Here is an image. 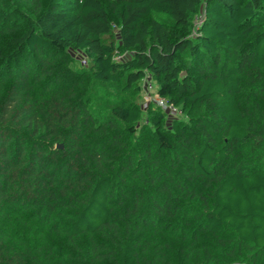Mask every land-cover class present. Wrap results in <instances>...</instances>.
<instances>
[{"label":"trees","instance_id":"16d2710c","mask_svg":"<svg viewBox=\"0 0 264 264\" xmlns=\"http://www.w3.org/2000/svg\"><path fill=\"white\" fill-rule=\"evenodd\" d=\"M145 77L186 120L141 108ZM244 252L264 259V0H0V264Z\"/></svg>","mask_w":264,"mask_h":264},{"label":"rangeland","instance_id":"374dc122","mask_svg":"<svg viewBox=\"0 0 264 264\" xmlns=\"http://www.w3.org/2000/svg\"><path fill=\"white\" fill-rule=\"evenodd\" d=\"M202 8V7H201ZM195 20V19H194ZM68 55L70 56V57H72L75 61H77L78 62V59H80L81 57H80V55H78L76 52H74V51H71V50H69L68 51ZM78 66L80 67V64H78ZM141 101H140V106H141V108L143 109V110H147L148 108H149V106H155L154 105V101L152 100L153 98H150V95H152V94H150L149 95V93H151L150 91H146V90H144L143 89V85H142V83H141ZM170 120H169V122H167V124H170L171 123V121L173 120V119H178V120H186V118H185V116H183L180 112L178 113V114H176L175 116H173L172 118H169ZM142 123V122H141ZM226 252V251H225ZM228 253V252H227ZM227 253H225L226 255L224 256V259H226V260H228V258H230L229 256H228V254ZM252 252H250V253H243L242 254V256L244 257H242V256H240V257H238L237 258V260H235V262H239V263H244V264H250V261H249V259H248V257H249V255L251 254ZM229 262V261H228ZM227 264H235L234 262H229V263H227ZM251 264H252V262H251ZM255 264H264V259L262 258V257H258L257 259H256V263Z\"/></svg>","mask_w":264,"mask_h":264},{"label":"built area","instance_id":"2783aa9c","mask_svg":"<svg viewBox=\"0 0 264 264\" xmlns=\"http://www.w3.org/2000/svg\"><path fill=\"white\" fill-rule=\"evenodd\" d=\"M195 22H198V18H195ZM123 56L120 54H116L115 58L116 59H121ZM80 63L82 66L86 65V60L84 58H80ZM142 85H143V89L146 91H150L152 95H150V98H153L152 100L154 101V105L155 107L159 108L164 114H166V116L168 118H172L173 116H175L176 114H178L180 112V110L173 105L172 103L168 102L166 99L158 96L157 94L153 93V90L155 89L154 84L149 80L148 77H145L142 80Z\"/></svg>","mask_w":264,"mask_h":264}]
</instances>
